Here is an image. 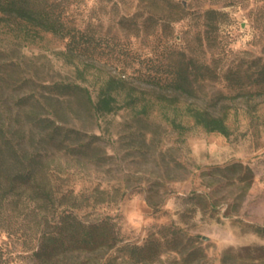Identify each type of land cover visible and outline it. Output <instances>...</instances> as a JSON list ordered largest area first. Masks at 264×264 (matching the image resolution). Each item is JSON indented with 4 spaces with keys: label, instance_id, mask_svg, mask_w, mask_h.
Instances as JSON below:
<instances>
[{
    "label": "rangeland",
    "instance_id": "374dc122",
    "mask_svg": "<svg viewBox=\"0 0 264 264\" xmlns=\"http://www.w3.org/2000/svg\"><path fill=\"white\" fill-rule=\"evenodd\" d=\"M72 7L86 33L85 78L61 54L66 39L43 32L34 42L18 40L0 27V106L40 98L27 109L37 115L56 109L66 128L86 140L98 135L84 157H70L60 150L61 137H47L22 112L20 141L51 179L59 205L46 210L22 188L0 199V264H48L33 250L46 220L62 210L88 221L110 216L120 241L106 251L61 254L49 264H142L136 259L150 247L155 254L143 264H264V233L256 231L264 225V93L254 92L264 86L240 88L225 77L264 64V0H87ZM209 7L222 11L218 25L207 22ZM179 15L184 18L171 21ZM181 50L218 76L169 106L156 99L164 90L147 79ZM111 76L139 99L127 101L124 91L122 108L95 117L76 96L48 98V85L58 81L81 83L96 98ZM188 103L225 117L232 133L195 124L185 114ZM174 116L185 129L170 124ZM22 161L5 165L10 176L28 163ZM235 162L254 173L245 191V182L222 170Z\"/></svg>",
    "mask_w": 264,
    "mask_h": 264
},
{
    "label": "trees",
    "instance_id": "16d2710c",
    "mask_svg": "<svg viewBox=\"0 0 264 264\" xmlns=\"http://www.w3.org/2000/svg\"><path fill=\"white\" fill-rule=\"evenodd\" d=\"M85 1L87 0H0V27L7 29V32L12 33L18 40L34 42L43 36V32H50L66 39V48L61 51V54L66 61L76 65L77 71L84 76L86 68H81L80 63L84 62L88 48L85 42L86 33L73 20L74 7L72 6L74 3L79 4ZM165 4L168 5V2ZM221 14V10L209 7L205 11V18L209 25H214V23L218 25ZM182 18L184 15H179L171 21H178ZM93 60H96V57ZM247 71L248 69L238 68L227 72L225 77L240 88L246 84L264 86V64L256 72L248 73ZM217 76L218 73L209 64L201 62L197 55L181 50L178 55L170 59L167 69L163 72L158 70L147 80L153 88L164 90L156 94V99L172 106L179 96H196L202 82L216 79ZM122 82L121 77L117 79L111 76L105 79L95 98L90 89L81 83L58 81L48 85V98L55 96L57 99L66 98L67 101L72 102L73 96H76L77 99L74 101L98 117L122 108L123 104L119 102V96L124 91L127 101L130 99L135 102L139 99V96L134 95L132 90ZM164 92L173 93L176 98L168 97ZM254 92L264 93V89ZM36 103H41L40 98L26 96L20 97L16 105L8 109L0 106V199L7 200L16 193L17 188H22L28 191L30 199H42L45 209L50 210L59 205L57 193L48 175L41 174L42 168L36 161L35 153L29 152L22 146L19 135L26 124V121L20 117L22 112L28 117L29 123L27 124L40 127L47 137L52 140H59L61 137L60 142L63 146L60 150L70 157H84L86 149L95 145L98 135L93 134L86 140L81 136L80 130L66 128L58 120L59 111L56 109H49L48 115H43V113L37 115L27 109L29 105L34 106ZM185 114L208 132H218L225 136L232 133L225 117L213 115L196 103H188L185 106ZM169 122L174 127L186 128L175 116L169 118ZM22 157H26L28 163L10 176L5 165L8 162H21L24 165ZM222 170L231 171L239 183L245 182L244 191L253 182L252 169L241 162L227 165ZM256 231L264 233V225L258 224ZM38 240L39 243L33 250V256L49 264L59 255H65L68 252L87 253L109 250L119 243L120 238L116 222L110 216L88 221L77 212L62 210L57 214L55 221L46 220ZM150 254H155V249L148 248V253L139 254L136 260L143 264L151 260Z\"/></svg>",
    "mask_w": 264,
    "mask_h": 264
}]
</instances>
